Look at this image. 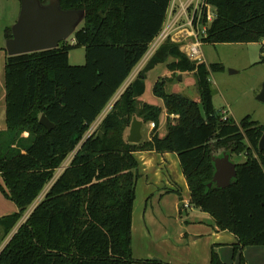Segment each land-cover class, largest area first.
Returning <instances> with one entry per match:
<instances>
[{
	"label": "trees",
	"instance_id": "obj_1",
	"mask_svg": "<svg viewBox=\"0 0 264 264\" xmlns=\"http://www.w3.org/2000/svg\"><path fill=\"white\" fill-rule=\"evenodd\" d=\"M170 1L60 0L62 9L85 10L73 42L6 56L0 191L18 211L0 217V264H169L133 257L138 150L177 153L189 204L211 215L219 230L235 236L232 256L237 264H245L246 246H264V150L258 149L264 123L250 115L237 122L215 110L209 73L222 69L221 64L192 60L177 42L165 39L97 128L86 134L161 32ZM206 2L215 16L203 42L264 38V0ZM4 35L11 38V27ZM75 47L85 50L83 64L69 63ZM260 57L264 60L262 53ZM159 63L169 71L192 72L200 99L168 93L167 78L156 80L153 94L163 100L167 118L163 136L157 132L162 108L139 100L147 72ZM42 114L54 123L52 129L38 121ZM133 116L154 123L148 140H127ZM224 153L230 159L244 154L245 159L236 163L237 175L226 188L208 187L215 172L213 157ZM210 257V264H227L213 247Z\"/></svg>",
	"mask_w": 264,
	"mask_h": 264
},
{
	"label": "crops",
	"instance_id": "obj_2",
	"mask_svg": "<svg viewBox=\"0 0 264 264\" xmlns=\"http://www.w3.org/2000/svg\"><path fill=\"white\" fill-rule=\"evenodd\" d=\"M19 9L20 0H0V32L4 38V41H0L3 60L0 72V129L6 128L4 65L8 54L4 49L6 40L4 29L11 27L16 21ZM71 40L73 42V38ZM172 72L167 68V73L162 77H170ZM188 73L192 72H180L179 78L182 79L183 75ZM123 87L113 100L123 91ZM142 96L143 94L139 100L147 102ZM159 107L162 108V116L166 121L164 105ZM133 117L143 121L138 116ZM144 124L143 121L140 133ZM129 128L125 131L127 137ZM147 129L146 140L150 138L148 134L152 130L150 126ZM134 156L140 173L138 181H142L137 184H140L142 189L140 196L143 199V203L137 207L135 203L138 195L135 187L136 197L131 223L132 253L135 259H156L169 264H210V252L213 247L224 262L229 264L230 259L234 262L236 259L232 256V245L237 239L230 231L219 230L211 215L189 204L190 191L180 168L177 153L138 150ZM2 182L0 183L4 185ZM164 200L166 201L162 202ZM17 209L15 203L0 191V217L16 213ZM242 255L245 257V264H264L263 245H248L242 251Z\"/></svg>",
	"mask_w": 264,
	"mask_h": 264
},
{
	"label": "rangeland",
	"instance_id": "obj_3",
	"mask_svg": "<svg viewBox=\"0 0 264 264\" xmlns=\"http://www.w3.org/2000/svg\"><path fill=\"white\" fill-rule=\"evenodd\" d=\"M7 12L8 10L5 11V13ZM1 33L2 32H0V41H4L3 35H1ZM67 40L72 42L71 37H69ZM263 41L264 39H260L258 42H203L201 44L200 47L203 54V61L205 63H219L223 67L222 69L211 71L209 73V81H211L213 92V105L215 110L222 116H232L235 121L239 122L244 116L250 115L253 120L258 121L259 123H264V102L257 98V95L261 91L262 85L264 83V60H260L261 53L264 55V51L261 52V43ZM84 57L85 50L83 47L72 48L69 53V63L75 65L83 64ZM170 59L171 57L168 60ZM142 60L143 58L135 65V69L132 73L136 71V68L139 67L138 65L142 62ZM2 61V54L0 53V72L2 71L3 67ZM166 73L167 66L164 63L156 64L152 70L147 72L144 81V83H146V88L142 98L143 100L147 101L148 104L163 107V100L153 94V87L155 84L154 82L164 76ZM176 73L178 72L173 71L170 77H166V92L181 93L188 98L199 102L200 99L194 82L193 74H185L181 79L178 77L180 73ZM159 118L161 119L158 126V134L162 136L166 132V121L162 116V112ZM150 124L151 123H145L142 127L141 134L143 136V140L148 138L147 128L150 126ZM148 135H150V133ZM68 159H70V157ZM244 159V154L242 156H236L234 154L231 158L234 163H240L244 161ZM0 180V182H2L1 176ZM139 182L142 181H137V183ZM136 189L138 197L135 204L137 207H139V205L143 203V199H141L140 196L142 193L140 184H136ZM165 201L166 200L162 202ZM34 204L35 203L28 207L23 216H26V214L32 210ZM153 206L155 207V205ZM22 219L23 217L21 220ZM1 235L2 229L0 228V237ZM6 240H4L2 244H4ZM151 249L153 250L152 247ZM148 252L151 253L150 249H148ZM231 260L232 259L229 260V264H233L236 261L235 260L233 262V260ZM235 264H237V261Z\"/></svg>",
	"mask_w": 264,
	"mask_h": 264
},
{
	"label": "water",
	"instance_id": "obj_4",
	"mask_svg": "<svg viewBox=\"0 0 264 264\" xmlns=\"http://www.w3.org/2000/svg\"><path fill=\"white\" fill-rule=\"evenodd\" d=\"M84 17V9H62L60 0H20L19 13L11 25L12 36L6 39L5 50L12 56L55 48L72 37ZM257 98L264 102V83ZM132 119L127 140L137 144L142 140L140 129L143 121L135 117ZM38 121L48 130L55 126L44 114ZM258 149L264 150V134ZM213 161L215 172L208 187L215 184L218 188H226L237 175L236 163L228 153L213 157Z\"/></svg>",
	"mask_w": 264,
	"mask_h": 264
},
{
	"label": "built area",
	"instance_id": "obj_5",
	"mask_svg": "<svg viewBox=\"0 0 264 264\" xmlns=\"http://www.w3.org/2000/svg\"><path fill=\"white\" fill-rule=\"evenodd\" d=\"M210 8L212 9L206 0H171L166 11L167 15L161 32L150 43L148 47L149 49L142 57V62L138 65L139 67H137L136 71L129 76L130 78L124 82L123 90L126 88L128 83L135 78L136 74L140 71L145 62L153 55L159 44H161L165 39H171L172 41L177 42L181 51L190 59L197 62H204L200 46L203 43L202 38L206 36V27L215 16L214 11ZM205 11L206 13H204ZM261 44L264 45V41ZM113 101L114 100L111 101L102 114L90 126L86 134L92 133L93 130L97 128L104 114L111 108ZM150 127L153 129L154 123H151ZM69 160L70 159L57 168V175H59L60 172L68 165ZM44 193L45 191H42L41 196L34 202L35 204L44 195ZM30 212H28L26 216H23L21 221H24Z\"/></svg>",
	"mask_w": 264,
	"mask_h": 264
}]
</instances>
